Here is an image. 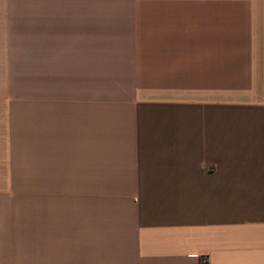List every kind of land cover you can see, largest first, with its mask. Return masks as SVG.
Wrapping results in <instances>:
<instances>
[{"label":"crops","instance_id":"1","mask_svg":"<svg viewBox=\"0 0 264 264\" xmlns=\"http://www.w3.org/2000/svg\"><path fill=\"white\" fill-rule=\"evenodd\" d=\"M0 264H264V0H0Z\"/></svg>","mask_w":264,"mask_h":264}]
</instances>
